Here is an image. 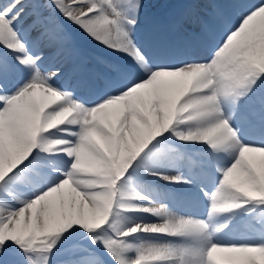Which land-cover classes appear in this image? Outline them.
Masks as SVG:
<instances>
[{
    "label": "snow or ice",
    "instance_id": "obj_1",
    "mask_svg": "<svg viewBox=\"0 0 264 264\" xmlns=\"http://www.w3.org/2000/svg\"><path fill=\"white\" fill-rule=\"evenodd\" d=\"M166 7L0 0V264H264V0Z\"/></svg>",
    "mask_w": 264,
    "mask_h": 264
},
{
    "label": "bare ground",
    "instance_id": "obj_2",
    "mask_svg": "<svg viewBox=\"0 0 264 264\" xmlns=\"http://www.w3.org/2000/svg\"><path fill=\"white\" fill-rule=\"evenodd\" d=\"M166 1V0H165ZM173 3V2H172ZM157 6H153L152 5V9H156ZM164 9H167V14L170 11V9L168 7H165ZM163 10V9H162ZM158 13V12H157ZM157 13H153V12H148L149 18H151L153 15H156ZM167 14H165V18L167 17ZM156 17V16H155ZM161 21H163V19H159ZM178 145H180V142L177 141L176 142ZM181 150L185 151L188 150V153L190 154H196L198 152V148L189 144V145H182L181 146ZM186 152V151H185ZM164 166L168 168L170 174H175L173 173V169L174 167H171L170 161H165L164 162ZM183 174L185 175V177L189 176L188 171L185 169L183 170ZM213 175H216L215 173H213ZM151 178V177H150ZM150 180L152 182H157L159 183L158 187L155 188H149L150 189V193L151 195H153L155 198L157 199H164V201L168 204V206L170 208H172L175 211H179L181 213H184L186 211V209H184V206H182V200L185 201L186 198H188L189 196L184 194L186 191H192L194 190V185L192 183L190 184H169L166 183L163 180H158V179H154ZM213 187V180L209 181V183L205 186L206 191L211 189ZM171 196H175L177 198H179L178 200L176 198H171ZM186 196V197H185ZM184 198V199H181ZM200 202L201 203H205L206 202V198L204 197V195H200ZM182 206V207H181ZM146 215V214H145ZM148 219H153L151 217H148ZM222 238H225V236L221 235ZM238 239V238H235Z\"/></svg>",
    "mask_w": 264,
    "mask_h": 264
},
{
    "label": "rangeland",
    "instance_id": "obj_3",
    "mask_svg": "<svg viewBox=\"0 0 264 264\" xmlns=\"http://www.w3.org/2000/svg\"><path fill=\"white\" fill-rule=\"evenodd\" d=\"M149 2V5H150V8H149V12H153V13H157V12H160L162 9H164L166 7V5L168 4H171L172 2H174V0H148ZM152 5L153 6H157L156 9H152ZM188 152V151H186ZM173 173H175L177 171V169H173ZM150 180H153L152 178L150 177H147L145 178L142 182L143 183H146L149 188H155L156 187V184H157V187H158V183L157 182H152ZM154 181V180H153ZM164 200V199H162Z\"/></svg>",
    "mask_w": 264,
    "mask_h": 264
}]
</instances>
